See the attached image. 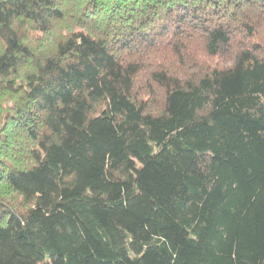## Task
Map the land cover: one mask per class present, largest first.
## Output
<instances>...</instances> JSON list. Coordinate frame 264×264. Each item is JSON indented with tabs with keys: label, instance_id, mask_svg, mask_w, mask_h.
<instances>
[{
	"label": "trees",
	"instance_id": "16d2710c",
	"mask_svg": "<svg viewBox=\"0 0 264 264\" xmlns=\"http://www.w3.org/2000/svg\"><path fill=\"white\" fill-rule=\"evenodd\" d=\"M0 264H264V0H0Z\"/></svg>",
	"mask_w": 264,
	"mask_h": 264
}]
</instances>
